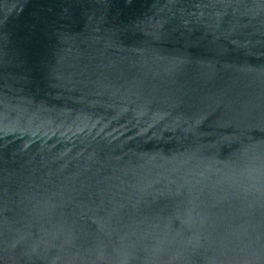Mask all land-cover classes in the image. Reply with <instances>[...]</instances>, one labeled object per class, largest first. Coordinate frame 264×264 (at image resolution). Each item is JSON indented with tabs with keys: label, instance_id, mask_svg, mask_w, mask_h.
<instances>
[{
	"label": "water",
	"instance_id": "obj_1",
	"mask_svg": "<svg viewBox=\"0 0 264 264\" xmlns=\"http://www.w3.org/2000/svg\"><path fill=\"white\" fill-rule=\"evenodd\" d=\"M0 264H264V0H0Z\"/></svg>",
	"mask_w": 264,
	"mask_h": 264
}]
</instances>
